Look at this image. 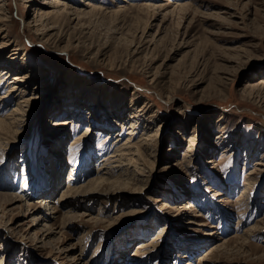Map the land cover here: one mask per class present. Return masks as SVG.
Wrapping results in <instances>:
<instances>
[{"label":"rangeland","instance_id":"1","mask_svg":"<svg viewBox=\"0 0 264 264\" xmlns=\"http://www.w3.org/2000/svg\"><path fill=\"white\" fill-rule=\"evenodd\" d=\"M0 1V264H264V0Z\"/></svg>","mask_w":264,"mask_h":264},{"label":"bare ground","instance_id":"2","mask_svg":"<svg viewBox=\"0 0 264 264\" xmlns=\"http://www.w3.org/2000/svg\"><path fill=\"white\" fill-rule=\"evenodd\" d=\"M50 4H52V7L57 6V5H63V4H61L59 2V0H52V1H50ZM3 7H4V5L1 4V1H0V15L1 14H4ZM39 11H40L39 12L40 17L41 16H43V17L46 16L47 19L50 18V17H56L57 14H58V10H56V9L55 10H51L50 9V10H46L44 12L41 11V9H39ZM6 44L7 43H4V42L1 43L0 49L3 50L2 52H4L5 48H7L6 46H4ZM17 50H18L17 48L11 49L10 50L11 58H8L7 59V62H4V61L3 62H0V66L3 65V67L0 68V102H2L4 99H9L10 97L15 96L16 92H18L21 95V96L19 95L21 98L18 100V102H23L24 101L23 98H24V95H25V93L27 91V86H25V87H21V86L24 85V84H26L28 82V79H27L28 76L23 73V70L21 69L20 65L16 66V64H15V58H16V55H17ZM0 58H2L1 51H0ZM9 80H11V81H9ZM10 84H12V86H9ZM2 88L4 89V91L1 92V90H3ZM18 105L19 104H17V106ZM12 111L13 112L9 113L8 116H6L7 120H4V119L1 120L0 119V128H3V126H5V125H10V126L11 125H16L18 119L14 115L15 114H19L20 111L16 107L12 108ZM91 115L92 116H89L88 118H91V117L93 118V116L95 115V111L94 110H91ZM4 121H6V122H4ZM91 123L92 122H89V124H91ZM55 124L56 123L50 124V127H52ZM130 125L131 126H129V129H128L130 131H128V134H132L131 128H133L135 124L134 123H131ZM144 135H146V134H144ZM146 139H148V138L147 137H143L142 140H145V141H142V140H139L138 141L137 147L134 148L135 151H130L128 149L127 152H123L122 149L124 147L120 146L121 149H119V150L115 149L112 152V154H110L109 156L107 155L106 157H103L102 160L104 161V163L100 167V170L97 172V173H100V175H98V177H97L98 180H96L94 182H92V180H88V182H87L89 184L88 187H96L97 185L101 184L103 182V180L106 179V177L103 176L104 175V172L101 173V170H103L104 167L107 166L105 164H110L113 161H119V162L122 163L123 160H127L129 163H130V161H134V163H136V161H137L136 159L137 158L135 159L133 157V155L134 154H139L140 153V148L148 149V143L146 142L147 141ZM129 147H131V146H129ZM129 147H127V148H129ZM57 149L54 148L53 151L57 152ZM128 155H130V156H128ZM116 157L119 158V159L118 160H115L114 158H116ZM111 159H114V160L110 161ZM106 162H109V163H106ZM53 170H52V172H53ZM124 170H127V169H124ZM105 173H109L108 175H111V173H112V167L110 166L109 168H107ZM41 174H42V172H41ZM70 176H71V174H69V178L68 179H70ZM119 178H121V175H119V177L118 176L115 177V179H117V180H119ZM57 181H58V179H57ZM48 183L49 182H46V185L47 186H50L51 184H48ZM246 184H248V183H246ZM67 187L69 188L70 185H67ZM70 190H71V192H76V191H79L81 189H79V188H73V189H69V191ZM62 195H63V193L61 194V196ZM47 206H49V204H47ZM190 206L191 205H189V207ZM48 208L50 210V208H53V207L49 206ZM45 230H49V228L48 229H44V231ZM214 248H215V246H214Z\"/></svg>","mask_w":264,"mask_h":264}]
</instances>
